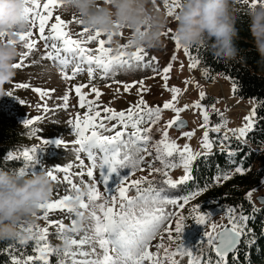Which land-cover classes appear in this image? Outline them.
<instances>
[{"label": "snow or ice", "instance_id": "snow-or-ice-1", "mask_svg": "<svg viewBox=\"0 0 264 264\" xmlns=\"http://www.w3.org/2000/svg\"><path fill=\"white\" fill-rule=\"evenodd\" d=\"M24 2L23 16L31 24V28L18 34V39L23 43L26 51L21 54V61L15 63L13 67L15 69L22 67L23 60L39 46L40 42H43L45 50L43 58L59 67L62 79L70 81L85 72L88 76V83L73 85L70 89L74 90L78 97V107L86 109L83 116L78 114L73 121H69L75 134L73 144L76 147L72 151L78 163L47 170L51 181H57V173H63V181L70 186L74 194L64 195L53 202L48 201L40 205V208L45 211L42 217H36L44 219L49 226H58L57 234L65 245L59 264H66V260H70L71 264H145V262L148 264H181L184 257H187V264H229V254H235L238 251L242 238L248 234L247 221L252 218L244 214L243 206H232L225 209L228 225L211 223L209 230L203 232L202 239L197 245H186L181 238V233L186 227L184 223L186 218L182 211L209 185L206 184L203 188H197L179 198L170 197L168 190L176 189L179 185L192 180V161L198 156H207L212 153L214 145L219 146L222 154L235 157L239 149L231 147V138L235 137L242 143L247 142V134L254 130L256 123L255 109L251 115L243 118L245 121L243 126L226 129L222 136L210 138V133L221 131L223 123L212 124L211 113L202 103L205 98L203 91L199 93L200 99L191 105L175 106L180 89L175 86L169 88L168 74L172 68L171 63L158 71L152 66L154 57L146 60L145 50L136 49L129 54L125 51L126 44L119 45L116 49L106 47L105 45L110 44V38H101L103 35L100 32L91 33L83 28L82 32L74 37L67 30V23L59 15L55 16V22L49 26L53 9L61 6V0H44L42 5L41 0H24ZM252 3L255 4L256 0H252ZM171 5L172 9H175L178 6V0H172ZM165 6H168V0H165ZM169 15H172L171 9ZM75 22L79 24V21ZM33 29L38 33L36 38H33ZM94 42L97 46L90 47L89 45ZM177 47H179L178 43ZM184 51L186 55L190 52L189 48H185ZM198 64L199 60L195 59L189 67L195 69ZM133 67H151L156 75L161 76L164 89L171 92V99L164 102L162 107L149 106L142 95L148 89L143 86V80H140L139 82L133 81L132 85H124V91L127 92L131 86L136 83L140 84L137 91L141 95L135 104L120 111L107 106L102 107L99 100L103 93L93 83L97 74L99 73L101 79H108L120 69ZM69 68H71V74L67 71ZM16 87L28 88L29 85L18 84ZM83 89H89V91L85 92ZM232 89L234 92L237 90L234 83ZM32 91L39 94L43 100L55 90L33 88ZM116 91L118 92L119 89ZM93 94L95 98L89 99V96ZM60 99L62 103L57 107L67 110L70 106L68 91ZM189 107L199 109L203 118V123L200 125L204 129L201 141L202 152L193 153L188 144H184L181 148L169 138L168 129L184 127L179 114ZM162 109H170L176 116L167 122L165 128L157 129L161 131L162 136L161 139L152 143L155 153L153 156V153L148 150V145L152 142V126L160 121ZM42 110L47 114L56 109L49 108L45 102ZM212 112H217V110L213 107ZM43 118L37 116L33 119H26L23 123L29 126ZM181 135L191 139L194 132L184 131ZM55 143L67 147L61 139H57ZM35 151V148L31 152L24 151V158L31 161L32 153ZM141 153L153 156L152 162L147 161L145 155ZM81 154L86 157L87 164ZM155 161H159L160 167L155 166ZM232 163L235 165L234 159ZM243 163L242 159L240 164L234 167L235 173H244ZM145 164L149 169V176L159 174V180L148 177L129 180V175L121 172L122 169H128L131 174H134L138 170L143 171L141 166ZM74 166L80 171L71 173L70 169ZM181 166L184 174L179 179L169 176L170 169ZM97 170H99V179L95 175ZM72 175L81 177L87 175L90 183L81 180L83 185L81 188L73 183ZM231 178L228 171H223L215 179L216 181H228ZM98 183L103 184L104 193L99 191ZM133 190L135 194L130 195L129 193ZM85 196H87V201L83 198ZM251 196L252 192L249 191L247 193L249 201H251ZM74 201L77 203L74 204ZM170 205L177 210L168 211ZM57 209L75 213L76 217L82 221V227H77V219L72 221L71 227H66L62 221H49V210ZM253 211L255 212L256 209ZM189 215L195 224L204 226L211 213H204L199 205H193ZM20 232L26 234L21 238V244L29 240L35 241L34 253L36 255L29 254L24 258L13 256L12 264H34L35 261L49 264V254L61 255V249L53 248L48 243L49 227L41 228L30 224L26 228H21ZM80 232H83V235L79 240L69 234ZM157 236H160L161 242L154 245L156 249L154 252L150 251L151 241ZM245 243L250 245L252 241L245 239ZM173 244H175L174 249L171 247ZM210 252L215 254V259L208 255ZM78 256L81 259H77ZM233 260H235V255H233Z\"/></svg>", "mask_w": 264, "mask_h": 264}, {"label": "rangeland", "instance_id": "rangeland-1", "mask_svg": "<svg viewBox=\"0 0 264 264\" xmlns=\"http://www.w3.org/2000/svg\"><path fill=\"white\" fill-rule=\"evenodd\" d=\"M43 2L44 0H41V5ZM170 3L172 4V0H170ZM161 6L166 7L165 0H161ZM60 7L53 9V16L49 21V26L51 23L55 22V16L59 15L67 23V30L75 37L76 34L82 32L83 27L75 22L77 21L75 16L62 14L60 12ZM28 25L27 31L31 28V24L28 23ZM172 28H174V23L170 20L169 30L163 37L162 45L154 50H145V52L147 53L146 60L152 57L155 58V60L152 61V66L158 71L171 63L172 68L168 74L169 88L175 86L180 89L175 106L183 107L185 104L191 105L193 102L200 99L199 93L203 91L205 97H207V103L204 104V106H207L208 109H210V112H212V108L214 107L219 113L212 112L214 114L213 118L210 119L212 124H214L213 122L216 124L223 123L224 126L221 127V130H224V132L226 129H236L243 126L245 123L243 118L251 115L255 108V102L251 99L242 100L236 97L232 89L233 84L229 79L221 76H214L210 78V81H207L204 78V74L199 71V69L190 68V61L185 54L184 48H181L180 46L177 47V43L171 32ZM33 32V38H36L38 33L35 29H33ZM101 38L106 39L104 36ZM124 44H126V40L122 35L120 38V45ZM89 46L95 48L97 45L94 42ZM105 46L114 49V47L109 44ZM18 47L19 55L15 63L21 61V54L26 51V49L23 48V43L20 41ZM44 51L43 42H40L39 46L23 60V66L16 69V75L13 81L4 86L6 94L0 97L7 113L13 117L20 128H25L27 130L26 137L22 143V151L20 153H10L8 155L10 159L19 158L22 161V167L17 172L20 175H27L41 170H54L57 167H66L70 163H78V161H76L75 153L72 151V149L76 147V145L73 144L75 134L69 121H73L78 114L83 116L86 109H80L78 107V97L75 95L74 90L70 89L73 85L88 83V76L85 72L79 74L76 78L70 81L62 79L59 67L52 61L43 58ZM125 51L129 52L128 49H125ZM133 51L135 50H132V52ZM173 57H175V59H173ZM67 71L71 74V68ZM140 80H143V86L148 89L147 91H144L142 95L149 106L162 107L164 102L171 99V92L164 89V81L161 79L160 75H156L152 71L151 67H133L131 69H120L114 76H111L108 79H101L99 73L97 74L93 83L103 93L99 100V104L102 107H111L116 111L127 109L130 105L135 104L140 98L141 94L137 91L140 84L136 83L134 86H131L127 92L124 91V85H132L133 81L139 82ZM114 81H119L121 83H116ZM186 81L188 82L187 84L185 83ZM18 84H27L29 87H16ZM33 88H40L42 90L54 89L55 91L51 92L49 97L42 100L39 94L32 91ZM117 89H119L118 92L116 91ZM66 91H68L70 100V106L67 110L57 107L62 103L60 98ZM83 91L88 92L89 89H83ZM8 93H11V95H8ZM94 98V94L89 96V99ZM45 102L48 104L49 108H54L56 110L45 114L42 110ZM38 105L40 107H38ZM179 115L180 120L187 121V127L180 131H175L173 128L168 129L169 138L174 140L179 146H181V148L184 144H188L193 153L202 152L201 141L204 129L200 127L203 123L200 110L189 107ZM37 116H42L44 118L36 121L33 125H24L23 122L26 119H33ZM175 116L176 114L172 110L162 109L160 121L153 125L152 134H154V127L155 131L158 132L157 136L154 137V142L161 139L162 136L161 131H157V129L165 128L167 122L174 119ZM184 131H193V137L191 139L183 137L181 133ZM57 139L64 141V144L67 145V147L64 145H57L55 143ZM44 141H47V143H44ZM33 148L36 149L35 153H32L33 159L27 161L23 156V152L26 150L31 152ZM152 153L155 155L154 151ZM141 154L145 155L146 153ZM81 157L85 159V164H87L88 161L84 154H81ZM145 159L149 162L153 160L149 155H146ZM155 166L160 167L159 161H155ZM141 167L143 168V171H136L129 180L139 179L140 177H148L149 179L156 180L160 179L159 174L149 176V169L146 164ZM79 171L80 169L75 166L70 169L71 173ZM121 172L122 174H128L130 171L128 169H122ZM183 174L184 170L182 167L169 170V176L173 179H179ZM95 175L97 179H99V170L95 172ZM81 180L85 183H90L87 175H83V177L72 175L73 183L83 188ZM114 181L115 177L113 178V182ZM52 184L53 194L49 202L60 199L64 195L74 194L70 190V186L63 181V173H57V181H52ZM97 187L101 193H104L105 189L103 184L98 183ZM129 194L134 195V190ZM261 196H264V189L262 187L255 188L252 191L251 200L256 202V199ZM83 198L87 201V196ZM193 202V200L190 201L182 211V214L186 218L184 221L186 227L181 233V238L186 245H197L202 239L203 232L209 230V225L211 223L228 225V219L214 211H204V213H211L204 226L195 224L194 220L189 215L191 207L195 205ZM167 210L173 211L177 209H173V206L170 205ZM44 211L45 210L41 209L37 217H42ZM76 219L77 217L75 213H68L66 210L59 209L49 210V221H62L66 227H71L72 221ZM30 224L33 223L21 224L19 230L28 227ZM34 224L41 228L49 227L48 243L53 248L60 247L61 251L64 249L65 245L63 240L60 239L57 234L58 226H49L48 222L44 219L38 218H35ZM69 234L73 238L79 240L83 235V232H80L79 234ZM160 242V236L155 237L151 241L149 250L154 252L156 250L154 245ZM171 247L174 249L175 244L171 245ZM85 249H87V246H85ZM73 250H75L74 247ZM212 254L214 253H208L210 256H212ZM77 259H81V257L78 256ZM177 259L181 258L177 257ZM66 264H71V261L66 260ZM145 264H148V262H145ZM181 264H187V257H184L181 260Z\"/></svg>", "mask_w": 264, "mask_h": 264}, {"label": "clouds", "instance_id": "clouds-1", "mask_svg": "<svg viewBox=\"0 0 264 264\" xmlns=\"http://www.w3.org/2000/svg\"><path fill=\"white\" fill-rule=\"evenodd\" d=\"M24 8V0H0V97L16 75L13 65L19 55L18 34L29 26ZM240 11L249 17L253 43L264 63V0L255 4L252 0H178L175 9L170 0L167 7L161 6V0H61L60 7L62 14L75 16L89 32L110 38L114 49L123 35L129 54L136 49L159 48L171 20L172 35L181 48L206 45L213 57L226 61L239 59L236 24ZM52 194L46 170L20 175L0 168V241H20L26 234L19 226L34 224L40 205ZM77 227H82L79 217Z\"/></svg>", "mask_w": 264, "mask_h": 264}, {"label": "trees", "instance_id": "trees-1", "mask_svg": "<svg viewBox=\"0 0 264 264\" xmlns=\"http://www.w3.org/2000/svg\"><path fill=\"white\" fill-rule=\"evenodd\" d=\"M236 26L238 28L236 45L239 49V59L226 61L215 58L206 45L189 48L190 52L187 56L190 63L195 59L199 60L196 69L204 74L207 81L214 76L225 77L236 85L237 90L234 92L236 97L242 100L251 99L255 102L254 130L247 134L246 143L238 141L235 137L231 138V147L239 149L235 157L222 154L218 145H214L209 155L198 156L191 163L192 180L179 185L176 189H169L168 195L179 198L207 184L209 187L193 199V204L199 205L202 212L214 211L227 218L225 209L232 206H243L244 214L252 218L247 221L248 234L242 238L238 251L229 255V264H264V205L261 206L247 199L249 191L252 192L258 187L264 189V63L260 62L259 53L255 49L254 38L249 28V17L245 12L237 13ZM206 99L207 97L204 98L203 105L207 103ZM210 113L211 119L214 114ZM157 133L154 127L155 135L152 134V142L148 145L150 152L154 151L152 143ZM26 134L27 130L18 126L13 117L4 109L3 102L0 100V168L18 172L22 167V161L19 158L10 159L8 155L22 151V143ZM223 134L224 130L219 133H210V138ZM153 156L150 157L153 158ZM233 159L235 165L232 163ZM242 159L245 171L243 174L235 173L234 167L239 165ZM223 171H228L232 178L228 181H216L217 175ZM128 175L131 178L134 174L129 172ZM253 209L256 211L254 212ZM245 239L252 243L246 244ZM34 247V240L26 241L24 244L18 240L0 241V264H12L13 256L17 258H24L29 254L35 256ZM233 255H235V260H233ZM212 256L215 259V255L212 254ZM61 258L62 256L56 253L49 254V264H59ZM34 264H42V262L35 261Z\"/></svg>", "mask_w": 264, "mask_h": 264}, {"label": "water", "instance_id": "water-1", "mask_svg": "<svg viewBox=\"0 0 264 264\" xmlns=\"http://www.w3.org/2000/svg\"><path fill=\"white\" fill-rule=\"evenodd\" d=\"M181 121H183L184 127H182V128H173L175 131H180V130L185 129L187 127V121L186 120H182V119H181ZM256 202H257V204L263 206L264 205V196L258 197L256 199Z\"/></svg>", "mask_w": 264, "mask_h": 264}]
</instances>
